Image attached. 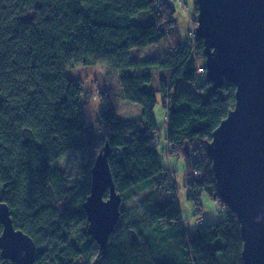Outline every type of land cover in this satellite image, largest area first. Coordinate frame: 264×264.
Listing matches in <instances>:
<instances>
[{"label": "trees", "instance_id": "1", "mask_svg": "<svg viewBox=\"0 0 264 264\" xmlns=\"http://www.w3.org/2000/svg\"><path fill=\"white\" fill-rule=\"evenodd\" d=\"M175 12L168 0H0V203L37 244L32 264H244L236 213L227 207L220 220L190 230L173 171L159 158L156 94L144 70L151 66L167 72L158 80L165 138L169 152L184 160L188 200L199 208L201 193L219 198L203 143L234 106L235 85L212 89L208 79L196 81L202 40L180 42ZM161 40L167 48L157 57H129L131 48ZM97 62L134 68L120 73L119 85L126 101L141 106L139 114L119 118L108 105L97 127L85 120L83 86L67 70ZM106 143L116 191L129 203L101 250L82 204ZM67 152L78 158L82 178L52 165ZM0 264L13 263L0 257Z\"/></svg>", "mask_w": 264, "mask_h": 264}, {"label": "water", "instance_id": "2", "mask_svg": "<svg viewBox=\"0 0 264 264\" xmlns=\"http://www.w3.org/2000/svg\"><path fill=\"white\" fill-rule=\"evenodd\" d=\"M196 36L202 40L205 79L217 89L235 85L234 106L203 143L211 159L215 189L236 213L244 264H264V0H195ZM106 143L90 170V192L82 207L87 231L101 250L120 215ZM107 191L106 198L103 194ZM0 257L32 264L37 244L12 223L0 203ZM133 240H136L134 231Z\"/></svg>", "mask_w": 264, "mask_h": 264}, {"label": "rangeland", "instance_id": "3", "mask_svg": "<svg viewBox=\"0 0 264 264\" xmlns=\"http://www.w3.org/2000/svg\"><path fill=\"white\" fill-rule=\"evenodd\" d=\"M168 1H170L176 8V12L174 14L176 21L175 27L178 32V38L180 42L183 43V41H186V38L188 40L190 39L189 36L192 35L194 28H196L197 10L195 9L193 0H184L183 4H179L175 0ZM138 20V16L134 18L135 23H137ZM166 48V43L164 40H161L158 44L134 47L128 51L131 59L139 60L157 57ZM197 62H200L199 59H197ZM141 70L143 71V69ZM144 70L152 73V79L149 87L151 89L153 88L156 94L153 117L155 118L157 127L160 128L157 138L160 142L158 145L159 158L165 166H168L169 162L172 165L174 171L173 178L175 182V193L177 194L178 204H180L181 216H183L185 226H187L190 230L196 229L200 224L199 218H203L202 222L207 224L218 221L224 215L223 213L227 208L226 204L220 212H217V203L215 200L211 199L206 192H203L199 198L201 207L196 208L193 202L187 198V180L189 177L187 176L188 171L185 169L183 158L179 156L176 157L175 155H169L170 157L167 160L165 155L164 157L161 155L164 150L163 148L166 145L165 135L167 127L164 116L166 114V108L162 105L163 95L160 92L158 80L160 76L167 75V72L160 71L155 66H151ZM198 70L200 73L197 74L196 81L202 82L205 76L202 75L203 73L200 69ZM131 72H134V68L132 67L124 70H116L111 68L108 64H102L100 62L95 63V65H78L73 69L67 70V75L74 80L80 81L83 86L84 91L80 98L84 104L83 109L85 120H88L90 123L94 124L95 127H97V117L101 112L108 110V105L114 107L122 117L137 113V104H134L136 106L131 104L129 105L127 101H125L119 85L120 73L129 74ZM179 84L180 83H178V85ZM52 165L65 170L71 178L83 177L81 174V164L78 163V158L76 159L75 154H72L71 152H67L65 156L55 160ZM146 193L147 191L137 194V200L144 197ZM126 203H129V200H123L120 207L123 208ZM197 209H199L200 212L195 213ZM97 252L98 249L95 250V255L98 254Z\"/></svg>", "mask_w": 264, "mask_h": 264}, {"label": "built area", "instance_id": "4", "mask_svg": "<svg viewBox=\"0 0 264 264\" xmlns=\"http://www.w3.org/2000/svg\"><path fill=\"white\" fill-rule=\"evenodd\" d=\"M183 1L184 0H177V2L179 4H183ZM189 37H190V39L189 40L187 39V41L184 42L185 43L184 45H187V46L191 47L194 44L195 38H197L195 28H194V32ZM198 69H200L202 73L206 74L207 70L205 69L204 66H200ZM215 202L217 203L218 207H223L224 206V203H222L220 198L216 199ZM202 219L203 218H199V222L202 221Z\"/></svg>", "mask_w": 264, "mask_h": 264}, {"label": "crops", "instance_id": "5", "mask_svg": "<svg viewBox=\"0 0 264 264\" xmlns=\"http://www.w3.org/2000/svg\"><path fill=\"white\" fill-rule=\"evenodd\" d=\"M126 101V100H125ZM127 103L130 105H134V104H136V103H133V102H128L127 101ZM134 106H136V105H134ZM112 107V106H111ZM114 108V107H113ZM136 108H138L137 109V113L136 114H139L140 112H141V106H139V105H137L136 106ZM115 109V108H114ZM115 111H116V113H117V115L119 116V118H124V119H127V118H130L131 117V115H136V114H131L130 116H124V117H122L118 112H117V110L115 109ZM165 116V115H164ZM166 117V116H165ZM166 139V138H165ZM160 142H159V139H158V144H159ZM168 145V143H167V140H166V145H165V147L163 148L164 150L162 151V153H161V155H162V157H164V155H165V158L168 160L169 159V155H172L170 152H169V150L167 149V146ZM169 164V166H170V168H171V170L173 171V168H172V165H171V163L169 162L168 163ZM174 172V171H173ZM173 180H174V178H173Z\"/></svg>", "mask_w": 264, "mask_h": 264}]
</instances>
